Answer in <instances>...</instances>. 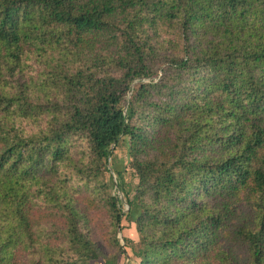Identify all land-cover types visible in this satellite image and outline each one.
I'll list each match as a JSON object with an SVG mask.
<instances>
[{
	"label": "trees",
	"instance_id": "trees-1",
	"mask_svg": "<svg viewBox=\"0 0 264 264\" xmlns=\"http://www.w3.org/2000/svg\"><path fill=\"white\" fill-rule=\"evenodd\" d=\"M125 247L264 264V0H0V264Z\"/></svg>",
	"mask_w": 264,
	"mask_h": 264
},
{
	"label": "rangeland",
	"instance_id": "rangeland-1",
	"mask_svg": "<svg viewBox=\"0 0 264 264\" xmlns=\"http://www.w3.org/2000/svg\"><path fill=\"white\" fill-rule=\"evenodd\" d=\"M137 81H134L135 84ZM145 82V81H144ZM127 142L126 138H119L116 146L113 149L111 158L107 162L108 170L102 174V177L105 181L111 182V193L117 194L120 198V194L115 189V178L113 171H119L120 179L123 184V188L126 193L130 196L133 191V186L136 183V179L132 173V171L128 168V157H127ZM110 165V168L109 166ZM113 170V171H112ZM117 238L119 240V244L123 245V238L128 240L132 244H136L138 241V237L135 233L133 224H127L124 221L121 222V231L117 234ZM137 258L131 255V250L129 247L124 248V253L119 255L115 264H136ZM91 264H103L101 259L96 261H92Z\"/></svg>",
	"mask_w": 264,
	"mask_h": 264
}]
</instances>
